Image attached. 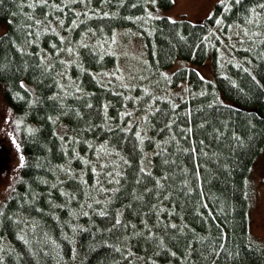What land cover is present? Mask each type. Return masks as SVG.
<instances>
[{
	"label": "trees",
	"instance_id": "obj_1",
	"mask_svg": "<svg viewBox=\"0 0 264 264\" xmlns=\"http://www.w3.org/2000/svg\"><path fill=\"white\" fill-rule=\"evenodd\" d=\"M172 3L0 0V89L26 120L0 264H264L248 214L264 0H220L196 22L154 12ZM125 31L144 61L122 81ZM179 58H209L213 79L166 71Z\"/></svg>",
	"mask_w": 264,
	"mask_h": 264
},
{
	"label": "rangeland",
	"instance_id": "obj_2",
	"mask_svg": "<svg viewBox=\"0 0 264 264\" xmlns=\"http://www.w3.org/2000/svg\"><path fill=\"white\" fill-rule=\"evenodd\" d=\"M217 1L220 0H173L170 7L158 8L154 12L170 18L184 17L196 22L211 14ZM3 30L4 28L0 24V34L3 33ZM126 34L128 40L124 44L118 38H115L114 41V49L121 59L116 67L120 71L119 75L122 81L124 78L122 74L128 76H131L132 73L137 74L142 67L140 64L144 61L143 47L140 40L130 32H126ZM208 61L209 58L203 63L191 64L179 58L168 66L166 71H173L182 65H193L204 78L213 79V71ZM127 68L130 69L131 74L124 72ZM24 124L26 125V120L23 115L7 103L0 90V147L8 149L6 167L0 171V201L9 194L22 165L23 160H21L18 144L20 141V129ZM1 151L3 152L4 150ZM0 157H2L1 153ZM248 177L250 181V196L251 198L253 197L250 200L248 212L250 231L260 242L264 243V149L256 157Z\"/></svg>",
	"mask_w": 264,
	"mask_h": 264
}]
</instances>
